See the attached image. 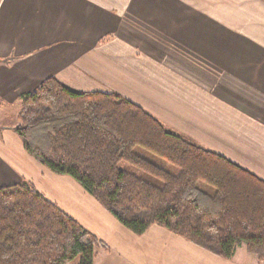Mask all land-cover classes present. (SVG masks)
<instances>
[{"label": "crops", "instance_id": "0c3cea01", "mask_svg": "<svg viewBox=\"0 0 264 264\" xmlns=\"http://www.w3.org/2000/svg\"><path fill=\"white\" fill-rule=\"evenodd\" d=\"M53 77L121 95L264 180V0H0V108ZM0 125V187L27 182L102 241L93 264H261L225 259L159 225L122 226ZM193 143V144H194Z\"/></svg>", "mask_w": 264, "mask_h": 264}, {"label": "trees", "instance_id": "16d2710c", "mask_svg": "<svg viewBox=\"0 0 264 264\" xmlns=\"http://www.w3.org/2000/svg\"><path fill=\"white\" fill-rule=\"evenodd\" d=\"M16 119L33 159L74 179L132 233L156 224L225 259L244 245L264 264V180L131 100L47 77L21 96ZM99 248L108 250L31 184L0 187V264H93Z\"/></svg>", "mask_w": 264, "mask_h": 264}, {"label": "rangeland", "instance_id": "374dc122", "mask_svg": "<svg viewBox=\"0 0 264 264\" xmlns=\"http://www.w3.org/2000/svg\"><path fill=\"white\" fill-rule=\"evenodd\" d=\"M16 124H17V119H16V107H15V105H7V106L0 108V125H16ZM160 124L162 125V123H160ZM164 129H166V128L164 127ZM179 136H181V135H179ZM183 138L190 141L191 143H194V142H192L191 139H189L187 137H183ZM126 169H129V170L131 169L130 171H132L138 175H141V172H139L138 170L129 168L128 166ZM242 246H244V245H242Z\"/></svg>", "mask_w": 264, "mask_h": 264}]
</instances>
